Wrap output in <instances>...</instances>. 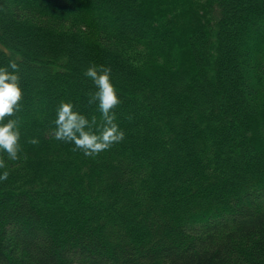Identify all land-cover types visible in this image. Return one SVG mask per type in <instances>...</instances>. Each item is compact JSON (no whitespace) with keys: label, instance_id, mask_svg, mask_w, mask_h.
I'll return each instance as SVG.
<instances>
[{"label":"trees","instance_id":"obj_1","mask_svg":"<svg viewBox=\"0 0 264 264\" xmlns=\"http://www.w3.org/2000/svg\"><path fill=\"white\" fill-rule=\"evenodd\" d=\"M12 59L0 264H264V0H0ZM92 63L126 134L96 158L52 136L62 102L101 120Z\"/></svg>","mask_w":264,"mask_h":264},{"label":"clouds","instance_id":"obj_2","mask_svg":"<svg viewBox=\"0 0 264 264\" xmlns=\"http://www.w3.org/2000/svg\"><path fill=\"white\" fill-rule=\"evenodd\" d=\"M20 65L12 59L5 67H0V182L7 181L10 175L7 161H18L22 152L21 130L17 113L22 110L24 92L20 86ZM84 76L91 79L97 91L90 95L88 103L98 102L101 120L95 116L89 120L75 110L72 103L62 102L57 107L54 139L74 144L73 151H81L85 156L96 158L102 152L124 141L126 134L116 123L115 109L121 104L116 87L112 82L110 66L92 63ZM27 143L38 145L36 138Z\"/></svg>","mask_w":264,"mask_h":264}]
</instances>
